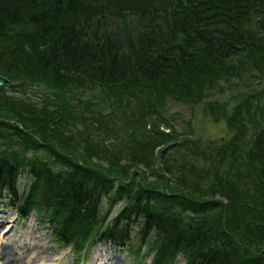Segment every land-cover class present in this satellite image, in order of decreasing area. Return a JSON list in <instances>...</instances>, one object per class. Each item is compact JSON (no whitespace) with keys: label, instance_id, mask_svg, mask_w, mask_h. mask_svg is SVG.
<instances>
[{"label":"trees","instance_id":"1","mask_svg":"<svg viewBox=\"0 0 264 264\" xmlns=\"http://www.w3.org/2000/svg\"><path fill=\"white\" fill-rule=\"evenodd\" d=\"M0 74L51 95L0 97V201L19 218L77 255L135 239L151 264H264V0H0ZM168 102L227 137L179 133Z\"/></svg>","mask_w":264,"mask_h":264},{"label":"rangeland","instance_id":"2","mask_svg":"<svg viewBox=\"0 0 264 264\" xmlns=\"http://www.w3.org/2000/svg\"><path fill=\"white\" fill-rule=\"evenodd\" d=\"M239 85V83H237ZM229 86H226L228 88ZM239 87H241L239 85ZM1 98H11L12 102L22 104L19 100L23 95L37 105H41L43 100L51 98L49 93L40 85L19 84L14 87H0ZM93 94L100 100L99 91ZM89 94H75L72 99L88 101ZM236 98V99H234ZM75 99V100H74ZM18 100V101H14ZM238 96L235 93L229 95L225 100H220L221 103L228 104V110L238 102ZM42 106H35L41 108ZM167 117L171 125L179 133L188 131V126L192 127L194 135L201 140H221L227 137V128L223 121H215V118L204 112V106H190L168 102L166 105ZM26 112V111H25ZM3 121V119L1 120ZM6 123H10L5 121ZM15 124L17 122L14 121ZM144 128V127H143ZM146 131V129H145ZM105 134V133H103ZM100 134V135H103ZM122 135V132L120 133ZM116 145L123 146V135L118 138ZM124 147V146H123ZM122 148V147H120ZM119 149V148H118ZM119 151H116L118 153ZM143 157V156H142ZM160 166V161L156 158L154 168ZM139 175L147 174L144 167L139 166ZM150 181H155L156 177L149 178ZM29 183L28 177L23 174L19 180V189L22 191ZM218 200H220L218 198ZM224 204L227 202L223 201ZM106 207V201L104 202ZM123 206V202L116 201L110 211H108V221L112 219L118 210ZM7 206L0 203V264H150L153 254L148 248L137 246L133 241L122 249H116L109 244H92L89 247V252L86 258H80L75 255L70 248L63 249L53 243L51 238V228L37 220L35 214L29 216L25 221L16 220L14 212L6 208ZM132 239L134 235H131ZM134 248L130 251L131 246ZM135 247L136 250H135ZM141 250V251H140ZM174 264H183L181 258H177Z\"/></svg>","mask_w":264,"mask_h":264},{"label":"water","instance_id":"3","mask_svg":"<svg viewBox=\"0 0 264 264\" xmlns=\"http://www.w3.org/2000/svg\"><path fill=\"white\" fill-rule=\"evenodd\" d=\"M9 83L10 82L7 78L0 75V86H8Z\"/></svg>","mask_w":264,"mask_h":264},{"label":"bare ground","instance_id":"4","mask_svg":"<svg viewBox=\"0 0 264 264\" xmlns=\"http://www.w3.org/2000/svg\"><path fill=\"white\" fill-rule=\"evenodd\" d=\"M119 212H120V210H118V212L116 213L115 216H117ZM106 215L108 216V212H106Z\"/></svg>","mask_w":264,"mask_h":264}]
</instances>
